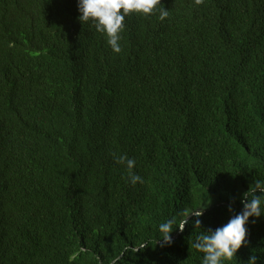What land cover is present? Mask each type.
Segmentation results:
<instances>
[{
    "label": "trees",
    "instance_id": "obj_1",
    "mask_svg": "<svg viewBox=\"0 0 264 264\" xmlns=\"http://www.w3.org/2000/svg\"><path fill=\"white\" fill-rule=\"evenodd\" d=\"M161 4L116 53L77 0H0V264H203L264 184V0ZM245 227L221 264H264V198Z\"/></svg>",
    "mask_w": 264,
    "mask_h": 264
},
{
    "label": "clouds",
    "instance_id": "obj_2",
    "mask_svg": "<svg viewBox=\"0 0 264 264\" xmlns=\"http://www.w3.org/2000/svg\"><path fill=\"white\" fill-rule=\"evenodd\" d=\"M203 3V0H195L196 5ZM77 8L80 15L77 17L80 23L92 21L97 32L103 33L107 37V43L116 53L121 51L119 44L120 33L124 29V19L126 16L137 13L151 15L159 10V19L163 20L168 15V9L161 4V0H77ZM119 164L126 165L129 170L130 180L133 184L143 182L139 175L132 173L135 166V160L128 158L126 155L114 157ZM256 189H260L264 193V184L257 181L254 187L249 188L243 196L246 200L243 211L235 215L225 225L217 228L214 233L201 234L197 238L201 243L195 244L197 250L204 253L203 264H221L222 259L231 260L235 258L238 249L245 245L247 229L245 225L249 217L261 215V203L264 195H255ZM210 203L208 200L207 204ZM206 206L186 211L184 216L189 212L199 217ZM187 223L186 219H181L177 223V227L181 231ZM199 224V220L196 221ZM163 238L168 240V232L171 231L172 224L164 223L161 226ZM257 257L251 255L248 264H255Z\"/></svg>",
    "mask_w": 264,
    "mask_h": 264
}]
</instances>
